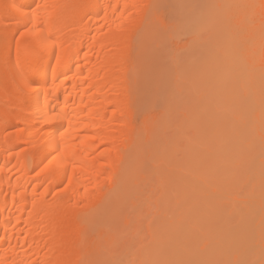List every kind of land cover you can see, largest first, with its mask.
Listing matches in <instances>:
<instances>
[{"label": "bare ground", "instance_id": "1", "mask_svg": "<svg viewBox=\"0 0 264 264\" xmlns=\"http://www.w3.org/2000/svg\"><path fill=\"white\" fill-rule=\"evenodd\" d=\"M166 1L0 0V264H264V0Z\"/></svg>", "mask_w": 264, "mask_h": 264}, {"label": "rangeland", "instance_id": "2", "mask_svg": "<svg viewBox=\"0 0 264 264\" xmlns=\"http://www.w3.org/2000/svg\"><path fill=\"white\" fill-rule=\"evenodd\" d=\"M178 1V0H177ZM181 2H178V5H179V3H181V6L180 7H182V8H180V10L182 11V14H183V10H184V12L186 11V8H187V23H188V20H189V18H190V16H191V14L193 13H197L198 11H196V10H199V11H201V9L202 8H199V7H202V6H204V3L206 2V0L204 1V3H203V0H186L187 1V4L186 3H182V1H184V0H180ZM185 1V2H186ZM170 2H171V4L173 5V7H172V5H170ZM169 3V4H168ZM175 3V4H174ZM177 2H176V0H167L166 1V3H165V6L163 7V13H164V19L166 20V18L169 16V17H172V19L171 18H167V20L169 21V22H174V21H176V20H174V19H177V21L182 17V15L179 13V16H177L178 14H177V12H173L172 13V11H174V9L176 10V9H178L179 8V6H177V4H176ZM176 5V6H175ZM183 5V6H182ZM184 5H185V7H184ZM166 7V8H165ZM168 8V9H167ZM169 8H170V10H171V8H173L172 9V11H170L169 12ZM166 9V10H165ZM179 10V12H181ZM167 11V12H166ZM196 11V12H195ZM186 12H185V16H186ZM172 13V14H171ZM169 14V15H168ZM173 14H174V16H173ZM177 14V15H176ZM168 15V16H167ZM167 16V17H166ZM184 16V17H185ZM193 16V15H192ZM191 16V17H192ZM166 17V18H165ZM177 17V18H176ZM174 18V19H173ZM183 18V17H182ZM170 19H171V21H170ZM166 20V21H167ZM172 20H174V21H172ZM181 22V20H179V25L181 24L180 23ZM175 23V22H174ZM175 24H177V22L175 23ZM178 25V26H179ZM178 26H177V28H178ZM181 28H182V24H181V26H180ZM176 28V30L177 31H179V30H181L180 28H178L177 29ZM183 29V31H180L179 32V34L177 33V34H175V36H173L172 38V41L170 42V45L168 46L167 45V47H171V49H173V47H174V50H178L177 48L180 46V44L182 43V44H184V43H186L187 41H188V34L186 35V31H184V27L182 28ZM174 31V30H173ZM177 31H175V32H177ZM185 34L184 36L182 35V34ZM181 34V35H180ZM172 35H173V33H172ZM174 39L176 40L175 42H174ZM177 40H178V42H177ZM173 43V44H172ZM177 44V48H175V45ZM181 44V45H182ZM155 45V44H154ZM167 47H165L166 48V50L165 49H163V50H165V53H167L166 51H168V50H170L169 48H167ZM154 48V47H153ZM164 48V47H163ZM152 49V48H151ZM155 49V48H154ZM153 49V50H154ZM160 49H162V48H160ZM180 49V48H179ZM162 50V51H163ZM155 51H156V49H155ZM159 51V49L157 48V53H156V55H161V53H164V52H158ZM179 51V50H178ZM181 51V52H180ZM180 56H179V59H180V57H181V59L179 60L180 62L184 59V58H186L185 56H184V54L183 53H185V54H187V57H188V51H187V53H186V51H184V50H181L180 49ZM151 52H152V50H151ZM150 52V53H151ZM154 52V51H153ZM149 53V52H148ZM146 54L147 56L149 55V54ZM169 53H171V52H169ZM163 55H166V54H163ZM159 56H157V58L159 57ZM150 57H151V54H150ZM161 57H162V55H161ZM164 57V56H163ZM166 57H168V60H169V55L168 56H166ZM147 58V57H146ZM146 58H145V60H146ZM152 58V57H151ZM154 58L155 59H157L156 58V56H155V53H154ZM183 58V59H182ZM148 59H149V56H148ZM154 59V60H155ZM160 59V58H159ZM159 59H157V60H159ZM164 61H165V59L164 58H162ZM154 60H152L151 59V61L153 62V64L151 63V62H148V61H150V60H148L147 62H148V64H150V66H149V69H150V71H149V77H147L146 78V76L147 75H145L146 73H144V79H145V81H143V83H142V91L144 92V94L145 95H143V98H144V96H145V101H144V103H145V106L147 105V102H148V104L149 105H147L146 107H153L152 105L153 104H155V106H154V108H152L153 110H151V111H154V112H159V111H162V110H164V109H162V106H164L165 104L163 103V105L161 104L162 102H164L163 101V99L164 98H166L167 99V101L169 100L171 103H173V104H176L178 107L179 106H181L182 107V105L183 104H181V101H178V100H181V97L180 96H178V98L176 97V96H171L172 94H173V91H174V89L173 90H171L172 89V84L170 83V80L169 81H167V78L165 77V71H166V68H167V66L166 65H164L163 64V62L164 61H162V62H160V61H157V62H155L154 63ZM166 60H167V58H166ZM168 60H167V62H168ZM156 61V60H155ZM164 63H166V62H164ZM169 63H170V61H169ZM167 64V63H166ZM171 64V63H170ZM168 65V64H167ZM148 66V65H147ZM165 66H166V68H165ZM170 66V65H169ZM147 68V67H146ZM170 68V67H169ZM168 68V69H169ZM148 91V92H147ZM142 92V93H143ZM147 96V97H146ZM160 99H162V102H160ZM154 100H155V102H154ZM159 100V101H158ZM177 102V103H176ZM152 104V105H151ZM157 104V105H156ZM160 106H161V108H160ZM150 107V108H151ZM156 107H157V109H156ZM187 107H188V104H187ZM149 108V109H150ZM149 109H146V110H149ZM159 109H162V110H159ZM192 199H187V202H190ZM155 211V208H152L151 210H150V215H149V217H147V218H145L143 215H141V216H139L137 219H138V221H139V224L140 223H142L143 222V225L145 224V223H148V222H150V220L152 219V212H154ZM134 220H136L135 218H130V220L128 221V223H122V224H120L119 226H116V234H117V236H118V239L119 240H114L113 242V249L115 248V250L114 251H116L117 253H119V252H123L125 249H129V250H132V251H134V250H136V249H138L139 247H142V246H145V245H148V242H149V240H126L127 238H129L130 237V235H131V232H132V229H133V224H134ZM132 224V225H131ZM109 229V228H108ZM131 251V252H132Z\"/></svg>", "mask_w": 264, "mask_h": 264}, {"label": "snow or ice", "instance_id": "3", "mask_svg": "<svg viewBox=\"0 0 264 264\" xmlns=\"http://www.w3.org/2000/svg\"><path fill=\"white\" fill-rule=\"evenodd\" d=\"M37 7H39V5Z\"/></svg>", "mask_w": 264, "mask_h": 264}]
</instances>
